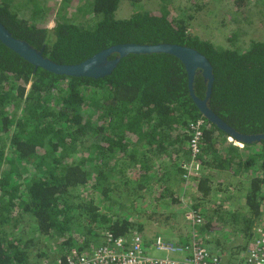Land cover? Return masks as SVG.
<instances>
[{
    "label": "trees",
    "instance_id": "trees-1",
    "mask_svg": "<svg viewBox=\"0 0 264 264\" xmlns=\"http://www.w3.org/2000/svg\"><path fill=\"white\" fill-rule=\"evenodd\" d=\"M53 1L0 0V23L63 66L125 44L193 49L212 67L211 112L240 135L264 134V41L239 45L236 31L228 47H218L193 35L202 10L195 0H167L158 11L126 19L116 18L117 11L134 0H61L49 29L41 23ZM233 4L237 13L264 8V0ZM193 91L205 98L200 73ZM199 119L206 122L199 159L206 174L190 181L196 192L188 210L203 223L172 224L174 215L158 207L188 184L181 163L190 159L189 125ZM228 139L203 118L186 71L172 56L128 55L111 75L94 80L35 69L0 43V264H51L72 250L96 248L109 235L133 234L146 242L158 236L176 245L209 242L222 253L205 245L221 264L243 263L264 220V140L238 148ZM209 171L239 182L242 210L205 209L214 202ZM213 227L238 244L228 252L225 242H212Z\"/></svg>",
    "mask_w": 264,
    "mask_h": 264
},
{
    "label": "rangeland",
    "instance_id": "rangeland-1",
    "mask_svg": "<svg viewBox=\"0 0 264 264\" xmlns=\"http://www.w3.org/2000/svg\"><path fill=\"white\" fill-rule=\"evenodd\" d=\"M164 1L167 0H134L135 2L134 4L125 1L118 9L116 18L126 19L130 17L133 13L139 11H152V12L158 11L159 6H161ZM168 1H173L178 3L179 0H168ZM247 1L251 4L252 2H254V0H247ZM59 2H61V0H56V4L54 1L52 3L47 2L49 5H51V7L53 6V8L50 9L51 12L47 17V20L41 23L42 27L49 29L53 28L54 26L53 21L58 8L56 6L58 5ZM195 2L196 4L202 7V10L200 11V15L197 17L196 21L192 23L190 31L193 35H197L200 39L208 40L218 47H228L227 44L228 36L238 31L239 35L242 37L239 42V45L246 46L247 43L250 42L251 40L264 41V18L262 17V15L264 14V8L253 7L251 12L250 11L251 8L246 7L243 11H238L237 13L235 11L236 7L235 4H233V0H203V1L195 0ZM246 9L248 10L247 12ZM228 142H231V140L228 139ZM231 143L233 146L242 148V145L239 143H237L238 145L235 142L234 143L231 142ZM218 177L224 179L223 182L218 184L220 186L218 189L223 190L221 186L224 185L225 187L227 181H230L231 178L223 177V176H218ZM176 191L177 193L175 194V197L173 199L162 200L161 203L164 204L165 206L162 205L158 208L163 209L164 212L167 213V217L169 216L170 213L174 215L175 218H171L172 224H175L174 220H180L182 225L188 223L192 224V222L187 219V215L190 214L188 210V204L190 201H192V196L196 192L193 187V183L191 182L188 184L183 183V185L177 188ZM159 194L162 195L164 193L159 192ZM228 197L232 198L231 202L229 203L230 209L237 211V210H242L244 208L243 200L242 199L239 200L241 196L239 197L237 193L232 195V191L230 190V188H228L226 192L215 191L213 195V200H214L213 203L215 205L213 204V206L211 205L210 207L208 206L209 212H211V210L214 209L217 210V208L222 207L221 205H219V203L221 201H226ZM172 200L174 201L177 200L178 201L177 204L172 206L171 205ZM228 202L229 201H227L226 204ZM149 207L158 209L157 207H152V206ZM221 210L223 212L224 209ZM202 223H203V218H202ZM218 228L213 227L211 232L212 231L220 232L221 229L219 230ZM224 235L225 233L222 234L221 236L225 238ZM226 237L228 236L226 235ZM211 241L214 242L213 240ZM251 243L252 240L249 244V247ZM244 254L246 253H243V255ZM150 256L161 258L164 257V254L154 251L150 253Z\"/></svg>",
    "mask_w": 264,
    "mask_h": 264
},
{
    "label": "built area",
    "instance_id": "built-area-1",
    "mask_svg": "<svg viewBox=\"0 0 264 264\" xmlns=\"http://www.w3.org/2000/svg\"><path fill=\"white\" fill-rule=\"evenodd\" d=\"M206 122L199 119L189 125L192 139L189 142L190 159L182 162L183 180L189 183L199 177L203 168L199 162L202 156L200 141ZM187 219L193 225H200L202 218L190 212ZM157 251L164 254L158 258L150 256ZM46 264V263H43ZM51 264H221L219 258L208 252L197 239L191 245H176L162 236L146 242L141 235L133 234L125 238L114 239L107 236V242L96 248L79 252L72 250L63 259ZM241 264H264V220L255 231V236Z\"/></svg>",
    "mask_w": 264,
    "mask_h": 264
},
{
    "label": "water",
    "instance_id": "water-1",
    "mask_svg": "<svg viewBox=\"0 0 264 264\" xmlns=\"http://www.w3.org/2000/svg\"><path fill=\"white\" fill-rule=\"evenodd\" d=\"M0 43L25 62L32 65L35 69L41 68L58 76L88 78L94 80L103 79L104 77L111 75L120 60L128 55L165 54L172 56L178 59L183 65L187 74L190 97L203 118L209 123L215 125L221 132L227 135L230 140L241 144L242 147L244 145H250L264 140V134L257 136H243L236 133L211 112L208 108V102L214 81L212 67L205 57L193 49L170 44H125L104 50L78 65L63 66L57 65L44 58L42 50L37 51L26 42L14 39L1 23ZM114 55L116 56L112 60H109L110 57ZM197 73L202 75L204 83L207 85V91L203 100L198 99L193 91L194 79Z\"/></svg>",
    "mask_w": 264,
    "mask_h": 264
},
{
    "label": "crops",
    "instance_id": "crops-1",
    "mask_svg": "<svg viewBox=\"0 0 264 264\" xmlns=\"http://www.w3.org/2000/svg\"><path fill=\"white\" fill-rule=\"evenodd\" d=\"M203 173L204 174H206V172L204 171V169H203ZM208 174H209V176H210V178H211V187H212V189H214L216 192H219V191H223V192H226V190L228 189V188H230V190L232 191V195L233 194H238L239 195V197H240V199L239 200H241V199H243L244 198V193H241L240 191H239V189H240V186H239V182L237 181V180H235V181H231V179H230V181H227V183H226V186L224 187V185H222L221 186V188L223 189V190H219L218 188L220 187L218 184H220L221 182H223L224 181V179L223 178H220V177H218V176H223V177H230V178H232L229 174H226V173H218V172H215V171H209V172H207ZM236 187V188H235ZM247 186H245V188H246ZM196 191V190H195ZM215 191L213 192V195H214V193H215ZM213 195H212V200H213ZM211 199H210V201H211ZM231 201H229L227 204H225V205H223V207H221V208H223L224 210H226V209H230V207H229V203H230ZM224 203H226V202H224ZM223 204V203H222ZM222 204H220L221 206H222ZM211 206H213V203H211L210 204ZM210 205L208 204V205H206L205 206V209H208V206L210 207ZM209 211V210H208ZM211 212H212V210H211ZM218 228V227H217ZM219 230L221 229V228H218ZM164 237V236H163ZM165 238H166V236H165ZM232 239L231 240H234V238L233 237H231ZM208 239H212V240H217V241H219L222 245L224 244V242H225V249H226V251H230V248H232L233 246H235L236 244H238V242H229V241H225V239L222 237V236H220L219 235V233L217 232V231H212L210 234H209V238ZM252 240V239H251ZM251 242V241H250ZM204 243V245H207V247H209L210 248V250H212L213 252L212 253H217V254H222V253H219V249H217V248H213L212 246H213V244H210L209 242H203ZM206 247V246H205ZM206 247V248H207ZM248 250V249H247ZM245 253H247V252H245ZM234 263V262H233Z\"/></svg>",
    "mask_w": 264,
    "mask_h": 264
},
{
    "label": "clouds",
    "instance_id": "clouds-1",
    "mask_svg": "<svg viewBox=\"0 0 264 264\" xmlns=\"http://www.w3.org/2000/svg\"><path fill=\"white\" fill-rule=\"evenodd\" d=\"M230 140V139H229ZM231 142H233L232 140H231ZM234 143V142H233ZM237 144V143H236ZM238 145V144H237ZM244 147V146H243ZM239 148V147H238ZM203 173V172H202ZM196 187L194 186V189H195ZM196 190V189H195Z\"/></svg>",
    "mask_w": 264,
    "mask_h": 264
}]
</instances>
